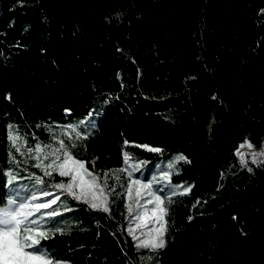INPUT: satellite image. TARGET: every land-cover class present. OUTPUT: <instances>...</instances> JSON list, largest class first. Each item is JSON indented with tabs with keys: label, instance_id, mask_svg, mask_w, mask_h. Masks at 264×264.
<instances>
[{
	"label": "trees",
	"instance_id": "16d2710c",
	"mask_svg": "<svg viewBox=\"0 0 264 264\" xmlns=\"http://www.w3.org/2000/svg\"><path fill=\"white\" fill-rule=\"evenodd\" d=\"M0 4V207L12 197L19 203L52 193L66 178L53 173L36 185L33 174L43 172L28 144L50 146L63 136L75 159L109 174L108 213L60 192L56 205L36 214L40 221L47 211L60 212L43 218L40 230L50 236L36 254L47 253L54 264H264V163L247 159L245 165L237 156L241 142L264 139V15L251 12L249 0ZM117 111L125 122L123 155L152 165L172 152L186 157L175 161L166 186L189 182L191 191L161 192L157 179L152 191L194 200L188 221L212 224L208 232L219 226L226 238L235 224L225 218L233 216L242 233L235 253L216 238L137 247L126 215L125 171H118L124 168L88 148L104 120L89 132L76 131L80 138L66 121ZM8 125L21 137L20 152L7 138ZM9 171L17 175L11 189L19 194L7 189Z\"/></svg>",
	"mask_w": 264,
	"mask_h": 264
},
{
	"label": "snow or ice",
	"instance_id": "6c2138e0",
	"mask_svg": "<svg viewBox=\"0 0 264 264\" xmlns=\"http://www.w3.org/2000/svg\"><path fill=\"white\" fill-rule=\"evenodd\" d=\"M91 115V114H90ZM13 126L8 125V140L11 141L13 148L20 152L21 148L18 146V141L21 137L12 130ZM71 131L76 132L75 129ZM65 135H68L66 132ZM77 138H80V133L76 132ZM71 138V136H69ZM58 147L42 146L37 143L35 148H28L27 152L32 155V158L36 161L34 167L40 169L43 172V176H35L36 185H42L44 183L43 177H51L53 173H58L60 177L69 178L65 183L63 181L55 183L53 187L58 190H62L72 196L74 199L87 204L90 208L109 212L108 197L105 193L107 187L108 173H104V183L99 182V178L93 173L88 171L85 163L75 159L68 148L65 146L63 140L58 141ZM252 148L249 143L247 145H241L243 147ZM149 151H160L157 148H149ZM23 154V153H22ZM242 164L246 165L244 154L238 152ZM257 157H264V151L252 153V162L257 163ZM51 158V159H50ZM15 159V158H13ZM50 162L45 164L46 160ZM130 157L127 153L124 154V162L128 164ZM186 160L184 156H178L177 161ZM264 162V161H261ZM95 163V161H93ZM138 167V166H136ZM169 169L173 168V165H168ZM135 170V168H133ZM251 170V169H249ZM120 172L128 171L127 168L118 170ZM6 176V184L8 186L13 185L16 181L17 175L9 171L4 174ZM115 179L119 180L120 177L117 173H112ZM132 172L128 171V176L131 178ZM160 180L170 181V175L165 172ZM157 182L156 178H153L152 182L141 183L139 180H129L127 185V196L129 201H132L133 195L136 197L137 204L139 198L142 195L150 197L145 203L154 204L151 209V218L155 220V227L148 229L146 238L139 239L135 235V228H146L149 217V212L145 211L143 216L140 217V222L136 224L135 228H130L129 233L132 234L133 240H138L137 247L150 248L152 250L162 249L166 246L165 235L167 232V226L165 216L168 209L164 207V200L156 195L152 189V183ZM15 192L16 190H12ZM191 189L184 187L181 195L187 194ZM176 193L174 192L173 195ZM43 196L53 195L50 192H42ZM39 199L38 196L32 195L31 201L17 203V199H11L7 201V207H0V264H54L52 260L47 257V253L36 254L40 251L39 245L41 240L48 239L50 233L48 231L40 230V225L43 222L44 217H56L60 215L58 210L47 211L43 213L40 221L32 219L35 213H39L41 209H51L53 205H56L60 199L59 195H55L54 198L44 203H34ZM69 211V209H64ZM128 212H133L132 203L128 205ZM191 219V218H190ZM60 231V229H57Z\"/></svg>",
	"mask_w": 264,
	"mask_h": 264
},
{
	"label": "rangeland",
	"instance_id": "374dc122",
	"mask_svg": "<svg viewBox=\"0 0 264 264\" xmlns=\"http://www.w3.org/2000/svg\"><path fill=\"white\" fill-rule=\"evenodd\" d=\"M249 1H250L251 12H254L257 15H264V0H249ZM0 8H1V4H0ZM122 116L123 115L120 114V111L114 112L105 118L100 116L90 117L88 114L83 113L75 117L66 118V121L68 122L69 128L75 129L76 131H79L81 133H86L91 131L93 128L98 127L99 124L104 120L102 129H100L97 134L90 137L88 148L98 151L101 155L100 160L102 162H109L112 166H117V165L122 166L123 168H127L128 171H131L132 172L131 178H129L128 176V171H125V176L127 180L126 185H128L130 179L136 180L134 177L135 175L139 177L140 179L139 181L141 183H148L142 180L145 176H147L150 180L151 179L153 180V177L155 176L154 178H156V176L158 175V178L156 179L157 181L160 182V184H158L157 186L158 188L156 189L158 190L161 189V192L181 193L184 187L190 188L191 183L184 182V183H176L174 184V187L170 189L166 186L167 185L166 181L160 180V177L165 172L170 173L171 170L173 169V168L169 169L168 165L170 164L173 165L175 163L178 157L177 152H172L171 154H168L160 159L155 160L154 161L155 163L153 165L152 163H148V164L142 163L141 158L130 159L131 161L129 160L128 164H125L124 155L122 153V132L124 131L125 128V122ZM59 140L64 141L63 136H59L58 141ZM58 141L52 142L50 147H58L59 146ZM24 142L26 143V140H24ZM109 144H111L112 146L110 147ZM247 144H249L248 141H243L239 144V147L237 149V153L241 152L244 154L245 160L247 159L252 160V153L264 151V139L262 140L260 145H253L250 143L252 145V148H248L246 146L241 148V145H247ZM144 147L148 149L155 148L147 145H144ZM27 148H32V147L28 144ZM237 156L239 161H241L240 156L239 155ZM257 161L258 162L264 161V157H257ZM133 168H135V170H133ZM88 171L96 175L99 178V182L103 184L101 177H103L104 174L100 176L97 172H93L89 169ZM68 179L69 178L66 177L65 179L60 180L59 182L63 181L66 183ZM30 186L32 185L30 184L28 187ZM11 187L12 186L7 187L10 194L20 193V191L18 190L13 192L12 191L13 189H11ZM126 190H127V186L125 189L126 215L130 225L133 228H135L136 224L140 222L139 218L143 216L144 212L145 211L149 212L150 219L148 220L147 227L135 228V235L139 237V239H145L148 229H151L156 226L154 218H151V209L154 207V204L145 203L148 199H150V197H148L147 195H142L139 198L138 204L136 202L135 195H133L132 201H129ZM36 196H38L39 199L34 203H44L54 198L53 195L43 196L42 192L36 194ZM160 197L164 200V207L168 209L167 215L164 218L167 226V232L165 235L166 245H172L181 242L189 237L194 238L198 243H202L210 238H216L223 244L225 250L228 253H235L237 251L242 233L233 216L225 218L232 220L235 224V227L233 229L234 234H232L229 238H226V236L219 230L220 229L219 226L213 227V231L208 232V226H213L212 224H208V225L192 224L188 221L190 215V208L194 203V200H188V199L171 200L170 198H164L162 196ZM29 201H31V198L24 202H29ZM129 203H132V207H133V212L131 214L128 212ZM1 207H7V202L3 204ZM36 214L37 213L34 214L32 219H36L39 221V218ZM225 219L221 221H224Z\"/></svg>",
	"mask_w": 264,
	"mask_h": 264
},
{
	"label": "crops",
	"instance_id": "0c3cea01",
	"mask_svg": "<svg viewBox=\"0 0 264 264\" xmlns=\"http://www.w3.org/2000/svg\"><path fill=\"white\" fill-rule=\"evenodd\" d=\"M101 129H102V128H101ZM62 180H63V179H62ZM57 183H58V182H57ZM19 189H21V188H19ZM60 192H62V190L59 191L58 189H54V190L52 191V193H54L53 196L58 195ZM32 195H36V194H32ZM32 195H29V196L27 197L26 200L30 199V198L32 197ZM13 198H14V197H12L11 199H13ZM11 199H10V200H11ZM26 200H25V201H26ZM23 202H24V201H23ZM17 203H18V202H17ZM19 203H20V202H19Z\"/></svg>",
	"mask_w": 264,
	"mask_h": 264
}]
</instances>
